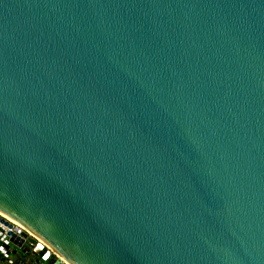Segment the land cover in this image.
Wrapping results in <instances>:
<instances>
[{
    "label": "water",
    "instance_id": "water-1",
    "mask_svg": "<svg viewBox=\"0 0 264 264\" xmlns=\"http://www.w3.org/2000/svg\"><path fill=\"white\" fill-rule=\"evenodd\" d=\"M0 214V264H264V0H0Z\"/></svg>",
    "mask_w": 264,
    "mask_h": 264
},
{
    "label": "built area",
    "instance_id": "built-area-1",
    "mask_svg": "<svg viewBox=\"0 0 264 264\" xmlns=\"http://www.w3.org/2000/svg\"><path fill=\"white\" fill-rule=\"evenodd\" d=\"M0 217H2V219L7 221L8 223L12 224L13 228L18 227L17 224H15L12 220L6 218L5 216L0 214ZM13 228H12V230H13ZM0 230L3 231L4 233H8L11 229H8L7 226L0 221ZM28 246H30V248H34L32 243H30Z\"/></svg>",
    "mask_w": 264,
    "mask_h": 264
}]
</instances>
